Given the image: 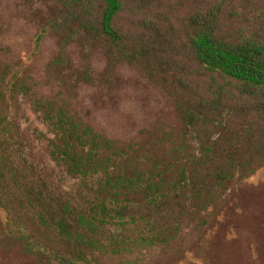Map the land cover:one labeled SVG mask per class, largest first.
Here are the masks:
<instances>
[{
  "label": "rangeland",
  "instance_id": "374dc122",
  "mask_svg": "<svg viewBox=\"0 0 264 264\" xmlns=\"http://www.w3.org/2000/svg\"><path fill=\"white\" fill-rule=\"evenodd\" d=\"M122 3L117 21L124 31L151 24L149 33L157 28L173 44L177 74L195 91L187 96L221 94L225 111L214 132H222L212 136L220 139V148L232 142L235 149H264V97L244 96L229 78L197 67L186 38L190 16L214 5L221 8L229 37L264 38V0ZM57 6L55 0H0V119L9 103L5 125L14 143L0 147L5 183L11 185L0 183V264H264V160L207 208L176 219L177 231L163 242L146 240L149 226L138 214L136 223H111L102 233L68 217L63 233L49 219L59 217L60 204L76 184L48 152L60 114L134 148L196 145L181 135L175 85L62 32L50 23L58 17ZM15 71L18 77L4 100V83ZM15 173L32 187L29 197L19 195ZM160 220L154 214L152 221Z\"/></svg>",
  "mask_w": 264,
  "mask_h": 264
},
{
  "label": "trees",
  "instance_id": "16d2710c",
  "mask_svg": "<svg viewBox=\"0 0 264 264\" xmlns=\"http://www.w3.org/2000/svg\"><path fill=\"white\" fill-rule=\"evenodd\" d=\"M55 1L58 17L50 23H57L62 32L75 33L80 43L98 48L114 60L141 65L175 85L181 135L188 138L189 144L196 145L185 149L157 144L149 149L141 145L134 148L98 135L75 117L60 114L54 123L48 152L76 184L67 193L64 204H60L59 217L49 215V219L63 233L67 232L66 217L102 233L104 226L111 223L128 219L136 223L138 214L141 222L149 226L147 241H166L177 231L176 219L204 210L228 190L234 179L253 174L264 160V149H235L232 142L225 149L220 148V139L212 136L222 132H214V128L221 126L225 111L221 94L194 100L187 96L195 91L177 74L179 63L173 44L157 28L155 33H149L151 24L142 31H124L117 21L122 0ZM220 14V6L214 5L207 11H196L188 19L186 38L191 60L207 73L237 83L244 96L260 95L262 99L264 38L258 33L251 37H229L223 32ZM146 32L150 35L146 36ZM9 76L2 90L4 100L7 87L18 77L17 71ZM2 114L0 147H8L14 144L11 130L5 125L10 116L9 103L4 105ZM1 163V186L10 188L5 183L7 166L0 159ZM17 178L15 188H20L19 195L24 199L27 193L29 197L32 187L25 184L26 179ZM154 214L161 220L152 221Z\"/></svg>",
  "mask_w": 264,
  "mask_h": 264
}]
</instances>
